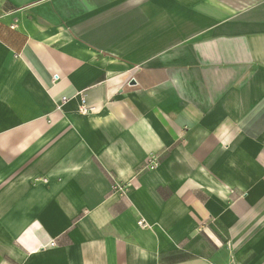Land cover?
I'll return each mask as SVG.
<instances>
[{
  "label": "crops",
  "instance_id": "1",
  "mask_svg": "<svg viewBox=\"0 0 264 264\" xmlns=\"http://www.w3.org/2000/svg\"><path fill=\"white\" fill-rule=\"evenodd\" d=\"M233 260L264 264V0H0V264Z\"/></svg>",
  "mask_w": 264,
  "mask_h": 264
},
{
  "label": "built area",
  "instance_id": "2",
  "mask_svg": "<svg viewBox=\"0 0 264 264\" xmlns=\"http://www.w3.org/2000/svg\"><path fill=\"white\" fill-rule=\"evenodd\" d=\"M62 100L64 101L65 99ZM78 111L81 115H88L95 111V107L87 105L86 100L82 98ZM158 160L159 159L156 155H150L145 160L144 169H148L150 171L154 170L159 164ZM42 182H45V180H42ZM115 189L122 196H125L129 191L128 186H123V187L117 186ZM139 224H142V222H140ZM53 245L54 243H51V246ZM228 264H238V263L235 260H233Z\"/></svg>",
  "mask_w": 264,
  "mask_h": 264
}]
</instances>
